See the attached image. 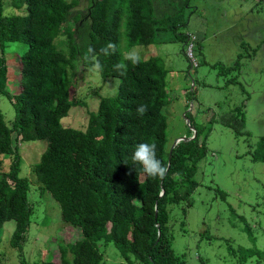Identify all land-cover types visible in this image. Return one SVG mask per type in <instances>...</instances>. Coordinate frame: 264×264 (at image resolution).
Returning <instances> with one entry per match:
<instances>
[{"label": "trees", "instance_id": "16d2710c", "mask_svg": "<svg viewBox=\"0 0 264 264\" xmlns=\"http://www.w3.org/2000/svg\"><path fill=\"white\" fill-rule=\"evenodd\" d=\"M2 1L0 90L14 105L15 115L9 125L0 110V163L9 160L7 170L0 167V228L13 220L10 243L19 250L22 264H104L101 244L115 245L128 264L135 263L133 258L140 264H186L173 248L169 205L182 200L192 204V194L199 186L195 176L208 153L209 133L186 112L196 136L179 141L171 151L163 111L169 99L168 71L157 63V57H140L134 65L123 60L122 52L123 45L131 48L155 43L161 23L169 22V15L158 18L154 0H90L85 18L75 11L80 0H7L6 12ZM124 20L126 44L121 40ZM62 32L68 41L66 52L56 43ZM180 37L186 44L187 35ZM15 42L27 46L18 56L20 91L13 93L7 87L6 51ZM109 42L116 44V52L104 55L100 49ZM196 44L201 52L198 37ZM89 46L101 64L98 72L104 78H118L119 84L115 95L101 96L96 110L86 109L85 126L75 128L62 120L71 109L86 106L74 97L72 85L81 66L94 67V60L84 59ZM244 56L239 50L229 67L223 62L212 64L221 72L228 67L239 74ZM122 60L127 71L116 68ZM205 62L209 63L206 58ZM230 81L238 83V78ZM189 94L191 100L196 99V82ZM140 105L147 106L142 116L137 113ZM232 110L213 115L209 123L216 118L230 123ZM22 140L46 141L39 162L31 165L38 181L35 186L41 197L49 194L58 203L57 220L82 232L73 242L59 239V263L45 250L46 257L39 260L28 261L24 256L38 203L30 202V179L21 176ZM141 143L156 144V157L168 169L162 178L147 175L143 166L133 161ZM255 159L264 161V136ZM51 220L52 216H46L42 224ZM245 230L255 238L247 222ZM239 251L242 262L256 255L264 257L257 247H240Z\"/></svg>", "mask_w": 264, "mask_h": 264}, {"label": "rangeland", "instance_id": "374dc122", "mask_svg": "<svg viewBox=\"0 0 264 264\" xmlns=\"http://www.w3.org/2000/svg\"><path fill=\"white\" fill-rule=\"evenodd\" d=\"M6 1H2L6 5L5 12L8 7ZM207 1L211 0H192V5L206 7L209 15H212ZM217 1L215 6H228L227 26L233 19L236 27L220 34L214 41L215 45L209 46L210 58L222 57L223 61L219 62L229 67L236 59L228 60L230 47L232 49L234 44L237 47L239 43V50L245 55L239 74L226 66L221 72L218 66L206 63L197 51V44V65L192 66L183 52L184 42L180 37L181 34L193 32L192 24L187 28L182 27L170 14L169 21H175L177 25L168 21L161 23L163 30L159 38L165 33L171 40L155 43L156 51L144 45L128 48L121 44L122 52L126 54L135 50L144 60L157 57V63L168 71L169 99L163 108L167 117L168 146L192 132L185 119L186 112L191 113L199 128L209 133L208 153L199 164L195 176L199 186L192 194V204L188 205L187 201L182 200L169 205V225L176 256L186 264H264V257L257 255L242 262L239 251L240 247H257L264 252V161L255 159L259 141L264 136V42H261L264 35V0ZM89 3L90 0H80L75 8V11L82 13V18H85ZM121 38L126 44L125 20L121 27ZM67 42L64 32L56 39L58 47L65 52ZM26 46L25 43L15 42L6 51L7 87L13 93L20 91L18 56ZM234 77L238 78V83L230 81ZM115 80L119 79L104 78L94 67L81 66L73 79L72 94L85 102L86 106L71 109L69 115L63 118V123H71L75 128L85 126L88 117L86 109L96 110L101 96L115 95L118 88V85H113ZM193 82H196L195 100H191L189 94ZM231 109L233 118L228 119L230 123L222 118H216L212 125L209 123L213 115ZM0 110L10 125L15 107L1 90ZM43 145H46L45 140H22L19 145L23 169L21 176L29 177V200L32 204L38 203L23 252L28 261H35L46 257L43 256L45 250L59 263V239L65 243L73 242L81 238L82 232L69 222L57 220L58 203L50 199L49 194L44 197L39 195L35 186L38 181L31 165L39 162ZM8 161L0 163V167L7 170ZM46 216H52L51 223L47 225L42 224ZM245 222L249 223L254 239L245 230ZM13 230V220L0 228V264H22L19 250L10 243ZM100 247L104 253V264H128L115 245L101 244ZM132 260L134 264H140L134 258Z\"/></svg>", "mask_w": 264, "mask_h": 264}, {"label": "crops", "instance_id": "0c3cea01", "mask_svg": "<svg viewBox=\"0 0 264 264\" xmlns=\"http://www.w3.org/2000/svg\"><path fill=\"white\" fill-rule=\"evenodd\" d=\"M219 1L224 2L228 0H219ZM207 2L210 3V10L212 12V15H209V11L206 7H200L199 5L196 6L192 5V0H179V1L172 0V2H170V0H163V1L154 0V7L158 18H165V16L170 14L173 16V19H176L179 23L183 25L182 27L187 28L192 24L193 32L191 31L188 32L197 35L198 48L200 46V51H201L198 52L199 54L203 55L204 58H206L207 62L211 64V63L223 61V58L222 57H218L217 59L210 58V53L208 51L209 46L215 45L214 41L219 37L220 34L227 32L231 28H234L236 26L235 23H233V19H231L230 25L227 26V23H225L228 22L227 4H225L224 6L223 5L215 6V4L218 2L217 0H211ZM210 20H212V22H210ZM220 20H223L224 23H222ZM174 22L169 21V23L172 25L174 24ZM162 30L163 29H160L158 31L155 43L171 40V38H168L169 36L165 33L162 37L159 38V33ZM187 38H188V34H187ZM262 41L264 42V35L261 38V42ZM155 43L150 44L148 48H153L156 51L157 50L156 47L153 46ZM218 44L221 45L220 43ZM237 51H239V43H237V47L235 44L232 46V49L230 47V51H229L230 57L228 58V60L232 61L236 57ZM207 57L209 58V60H207Z\"/></svg>", "mask_w": 264, "mask_h": 264}, {"label": "clouds", "instance_id": "9594fccd", "mask_svg": "<svg viewBox=\"0 0 264 264\" xmlns=\"http://www.w3.org/2000/svg\"><path fill=\"white\" fill-rule=\"evenodd\" d=\"M193 34V33H191ZM190 34H188L189 37ZM188 40V38H187ZM186 45V44H185ZM100 52L104 55H110L116 52V44L109 42L105 47L100 49ZM185 54V52H184ZM186 55V54H185ZM85 60L92 59L95 61L94 68L96 70L101 69V64L98 60H96V54L93 47L89 46L87 49V53L84 56ZM123 60H130L132 64H138L140 62L139 54L133 50L126 54H123ZM123 60L116 65L117 70L127 71V65L123 62ZM119 80H115L113 85H118ZM147 111V106L140 105L137 108V113L139 115H143ZM156 144L155 143H141L136 146V149L133 153L132 159L134 162H137L143 166V171L152 177H163L165 173L168 171L167 167L162 165V162L156 157Z\"/></svg>", "mask_w": 264, "mask_h": 264}, {"label": "built area", "instance_id": "2783aa9c", "mask_svg": "<svg viewBox=\"0 0 264 264\" xmlns=\"http://www.w3.org/2000/svg\"><path fill=\"white\" fill-rule=\"evenodd\" d=\"M197 37L195 34H190L186 42L185 54L187 58L191 61L192 65L196 64L195 60V45Z\"/></svg>", "mask_w": 264, "mask_h": 264}, {"label": "water", "instance_id": "95a60500", "mask_svg": "<svg viewBox=\"0 0 264 264\" xmlns=\"http://www.w3.org/2000/svg\"><path fill=\"white\" fill-rule=\"evenodd\" d=\"M193 84H194V82H193ZM184 115H185V114H184ZM185 119H186L187 124L190 126V128H191V130H192V132H193V135L190 136V137H189V136H186V137H183V138H178V139L173 143L172 148H171V151H172V149L177 145V143H178L179 141H182V140H185V141H187V140H191V139H193V138L196 136L197 131H196L195 127L191 125V121H190V119L187 118V117H185ZM170 156H171V153H170ZM162 194H163V193H162ZM159 231H160V230H159Z\"/></svg>", "mask_w": 264, "mask_h": 264}]
</instances>
